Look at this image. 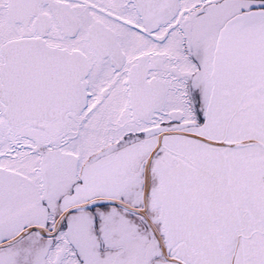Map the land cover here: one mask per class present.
Listing matches in <instances>:
<instances>
[{
	"label": "snow or ice",
	"instance_id": "snow-or-ice-1",
	"mask_svg": "<svg viewBox=\"0 0 264 264\" xmlns=\"http://www.w3.org/2000/svg\"><path fill=\"white\" fill-rule=\"evenodd\" d=\"M0 264H264V0H0Z\"/></svg>",
	"mask_w": 264,
	"mask_h": 264
}]
</instances>
